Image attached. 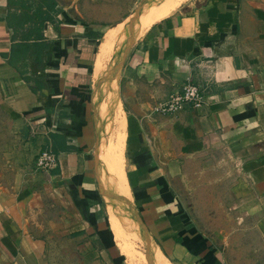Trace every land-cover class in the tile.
I'll return each mask as SVG.
<instances>
[{"label":"crops","instance_id":"1","mask_svg":"<svg viewBox=\"0 0 264 264\" xmlns=\"http://www.w3.org/2000/svg\"><path fill=\"white\" fill-rule=\"evenodd\" d=\"M56 4L43 27L49 46L42 61L21 50L18 69L10 55L22 41L12 39L19 35L8 19L16 25L23 9L10 13L8 0H0V111L13 126L14 146L6 153L15 176L0 185V264L36 260L39 243L26 222L44 174L80 210L82 227L93 228L87 235L103 264H146L137 246L155 248L143 226L173 264L204 259L206 238L174 183L192 163L229 161L264 225V0H190L144 29L132 28L141 33L122 65L120 96L119 82L107 90L114 68L106 59L115 50L108 55L109 36L129 30L122 22L108 26L97 43L87 31L101 28ZM188 76L205 87L204 104L172 115L154 112ZM46 145L58 159L49 172L36 166ZM115 192L127 197L138 222L116 212Z\"/></svg>","mask_w":264,"mask_h":264},{"label":"rangeland","instance_id":"2","mask_svg":"<svg viewBox=\"0 0 264 264\" xmlns=\"http://www.w3.org/2000/svg\"><path fill=\"white\" fill-rule=\"evenodd\" d=\"M56 1L59 7L65 11L75 12L79 19L101 28L100 33L102 34L108 26L118 22L124 23L143 2L137 12L145 13L143 16L145 19L142 17L143 14H140L135 18L136 21L134 19V24L132 23L133 27L136 25L141 29L170 14L178 5V8H181L190 0ZM166 7H168L167 11ZM160 10L162 13L159 12ZM141 17L144 22L142 19L140 21ZM132 33L117 31L112 32L109 36L112 43L108 44L109 54H107L110 55L115 48L110 57L113 59V67L118 71L119 96L122 65L133 43L139 37L133 43L130 41L134 35L138 36L141 31ZM99 37L96 39L97 43ZM116 55H118L117 62ZM111 58L106 59V64L110 65ZM12 128L13 126L0 111V185L15 179L8 168V153H6L9 145L14 146L11 143ZM98 147H102L101 141H99ZM222 161L223 159H210L203 166L192 163L184 168L183 174L175 176L176 193L200 233L206 238L209 249V253L203 260L197 257L190 258L187 259L186 264H264V225L260 220L261 212H258L256 208L249 207L250 201H247L249 191L244 190L246 187L244 178L240 174L229 173L231 163L224 160L226 163L222 164ZM111 176L113 177V175ZM109 179L111 180V177ZM36 180L41 183L30 197L26 222L27 229L39 243L34 264H103L102 256L96 249V243L88 238L93 228L89 225L82 227L85 223L82 222L84 216L80 210L63 194L64 192H60V189L57 190L52 186L47 174ZM111 189H113V185H111ZM114 194L118 196H113V202L117 207L115 208L116 212L122 213L123 220L132 221L133 224L138 222L132 216L131 207L126 203L127 197L124 199L120 192ZM106 202L103 197L102 206L104 209ZM148 239L152 247L156 248L152 244V242L155 243V240L151 236ZM137 247L140 248L138 257L146 264H157L156 262L166 264L156 250L152 253L149 252L142 242ZM157 247L159 248L158 245ZM168 261V264H173L169 258Z\"/></svg>","mask_w":264,"mask_h":264},{"label":"trees","instance_id":"3","mask_svg":"<svg viewBox=\"0 0 264 264\" xmlns=\"http://www.w3.org/2000/svg\"><path fill=\"white\" fill-rule=\"evenodd\" d=\"M56 6L55 0H8L10 13H12L11 8L20 7L23 9L19 13V17H15L17 26L14 20L8 19L13 33L19 35L18 38L15 35L12 39H16L18 42L22 41L20 44H13L11 49L10 61L16 68L19 69L18 63L20 62L21 50H23V53L30 51L35 60L39 63L42 61L43 49L49 46V42L43 35V27L47 21L52 20ZM87 33L97 37L102 35L100 32L93 33L89 30Z\"/></svg>","mask_w":264,"mask_h":264},{"label":"built area","instance_id":"4","mask_svg":"<svg viewBox=\"0 0 264 264\" xmlns=\"http://www.w3.org/2000/svg\"><path fill=\"white\" fill-rule=\"evenodd\" d=\"M205 87L203 84L188 76L186 81L166 99L156 102L152 109L154 112L172 115L189 107H199L204 104ZM58 165L56 154L49 145L42 147L36 156V166L46 172Z\"/></svg>","mask_w":264,"mask_h":264},{"label":"bare ground","instance_id":"5","mask_svg":"<svg viewBox=\"0 0 264 264\" xmlns=\"http://www.w3.org/2000/svg\"><path fill=\"white\" fill-rule=\"evenodd\" d=\"M143 3H144V2H143ZM143 3H142V5H143ZM142 5H141V6H142ZM141 6H140V7H141ZM140 7H138V8L135 10V12H134L133 14H135V13L140 9ZM156 7L158 8V6H156ZM168 7H169V8H172L171 6H168ZM168 7H166V11L168 10ZM157 8H156V9H157ZM160 8H161V7H160ZM173 8H175V7H173ZM158 9H159V8H158ZM162 9H163V8H162ZM163 10H164V9H163ZM169 11H170V9H169ZM169 11H168V12H169ZM152 12H153V11H152ZM159 12H161V10H160ZM159 12L157 11V13H159ZM164 12H165V11H164ZM161 13H162V12H161ZM133 14H132V15H133ZM142 14H143V15H142V17H143L145 13H142ZM132 15H130V16L125 20V22H124V25H125L126 28L129 30L130 33H132V32L134 33V32H135L134 30H132V27H133V26H132V23H131V21H132V20H131V19H132V18H131ZM147 15H148V19H149V17H150L149 12H148ZM165 15H166V14H165ZM139 17H140V16H139ZM142 17L140 18V21H141V19H142L143 22H144L145 17H143L144 19H143ZM158 17H159V16H158ZM146 18H147V16H146ZM160 18H161V17H160ZM135 21H136V19H135ZM143 22H142V23H143ZM135 23H136V22H135ZM138 23H139V18H138ZM133 24H134V23H133ZM145 24H147L146 21H145ZM140 26H141V22H140ZM145 26H146V25H145ZM135 27H136V25H135ZM138 27H139V26H138ZM138 27H137V28H138ZM133 28H134V27H133ZM137 28H136V30H137ZM138 29H139V28H138ZM139 30H141V28H140ZM136 32H139V31H136ZM133 33H132V34H133ZM131 42L133 43V39H131L130 43H131ZM130 43H129V44H130ZM117 56H118V55H116V58H117L116 62L118 61V57H117ZM112 61H113V59H111V61H110V69H111V72H112V69H113V68H114V69H113V73H112V77H111V79L108 80L107 90H109L113 84L119 82V81H118V73H117L118 71H117V69H116L115 67H113L114 64L112 63ZM105 66H107V65H105ZM105 66H104V67H105ZM107 68H108V67H107ZM107 68H106V69H107ZM102 70H103V69H102ZM107 70H108V69H107ZM111 72H110V73H111ZM96 110H97V112H98V103H97V102H96ZM98 139H99V138H98ZM99 141H100V140H98V146H99ZM98 146H97V147H98ZM100 149H101V148H99V147L97 148V153H96L97 162H98V159H99ZM99 169H100V167H99V163H98V169H97L98 172H99ZM120 174H121V175H120ZM120 174H119V175H120L119 182H120V184H122V185H121V188H122V190H123L125 184H124V181H123V177H122V173H121V171H120ZM126 203H127V204H130V205L132 206V204H131L130 202H126ZM141 224H142V222H141ZM142 226H143V225H142ZM143 228L145 229L146 234H147V236L149 237V236H150V235H149V232L146 230V228H145L144 226H143ZM136 236H137V235H136ZM144 238H146L145 235H141V239H144ZM144 241H145V240H144ZM148 242H149V239H148ZM155 243H156V242H155ZM155 243L152 242V244L155 245V247H156L155 250H156L157 253L160 254V255H161V256L167 261V263H168L169 261H168L167 256L163 253V251L161 250L160 247H159V248L157 247L158 244H157V243L155 244ZM149 244H150V242H149ZM151 246H152V245H151ZM151 246H150V247H151ZM158 246H159V245H158ZM154 263H155V261H154ZM156 263H157V264H161V263H158V262H156Z\"/></svg>","mask_w":264,"mask_h":264}]
</instances>
